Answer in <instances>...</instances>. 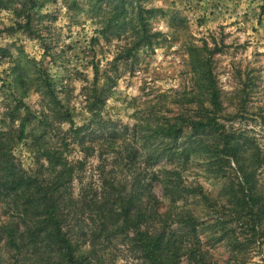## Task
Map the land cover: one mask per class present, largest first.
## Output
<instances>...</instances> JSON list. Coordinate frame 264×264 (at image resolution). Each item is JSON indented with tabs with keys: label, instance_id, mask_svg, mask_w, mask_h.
Here are the masks:
<instances>
[{
	"label": "rangeland",
	"instance_id": "rangeland-1",
	"mask_svg": "<svg viewBox=\"0 0 264 264\" xmlns=\"http://www.w3.org/2000/svg\"><path fill=\"white\" fill-rule=\"evenodd\" d=\"M123 3L125 16L106 29ZM141 8L151 11H142L148 17L151 42L136 47L134 42L143 34L138 17ZM117 22L123 27H117ZM191 47L210 57L223 113L230 118L222 122L245 139L246 162L252 157L260 160L258 186L264 195V0H4L0 3V129L19 127L20 120L12 122L6 114L22 101L27 107L21 106L16 114L22 117L29 111L36 115L26 130L29 135L38 134L42 131L40 113H51V91L77 125L86 123L97 87V94L103 91L105 96L100 114L109 128L122 133L127 126L132 135L141 124L133 141L143 144L141 129L153 113L190 114L198 108L196 100L188 102L198 98L200 76L192 70ZM69 127V122L61 124L63 129ZM31 140L28 137L15 147L26 168L35 166ZM73 156L80 152L74 150ZM209 160L204 153L193 158L184 167L183 178L188 185H202L210 202L191 194L177 202L173 214L186 216L185 210H190L200 221L204 264H264V237H259L264 236V219L256 229L258 234L238 223L228 225L234 229L225 234L216 231L215 218L229 214L230 209L224 189L236 177L228 167L230 173L225 175L217 158L211 166ZM90 163H98V158L91 157ZM174 166L167 159L154 162L148 166V179ZM152 185L154 196L148 205L165 212L170 198L158 181ZM178 228L188 230L182 224ZM235 235L245 244L239 253L230 249L229 241ZM181 261L187 264L186 258Z\"/></svg>",
	"mask_w": 264,
	"mask_h": 264
},
{
	"label": "trees",
	"instance_id": "trees-1",
	"mask_svg": "<svg viewBox=\"0 0 264 264\" xmlns=\"http://www.w3.org/2000/svg\"><path fill=\"white\" fill-rule=\"evenodd\" d=\"M124 4L117 6L106 29L125 16ZM142 11L151 13L141 8L138 17L143 34L134 42L136 47L151 42L146 30L148 17ZM205 55L200 48L189 49L192 70L200 76L198 98L188 102L197 101L198 108L190 114L153 113L141 129L143 144L133 141L141 124L134 127L132 135H128L127 126L122 133L109 128L100 114L105 96L103 91L97 94V87L89 104L91 118L81 125L52 91L51 113H40L42 131L38 134L29 135L26 130L36 115L29 111L22 117L16 114L21 106L27 107L22 101L20 107L7 112L12 122L20 120V125L0 129V264H118L119 260L126 264H181L183 258L187 264H204L200 221L190 210H185L186 216L173 214L177 202L191 194L210 202L202 185H188L183 178L184 167L202 153L211 159L209 166L217 158L222 172L230 173L228 167L236 177L230 188L224 189L230 209L229 214L215 218L216 231L225 234L234 229L228 225L238 223L258 234L256 229L264 219V195L257 176L260 160L252 157L246 162L245 139L222 122L230 118L223 113L221 90L210 57ZM64 122L70 127L61 128ZM28 137H32L29 146L35 154L34 168H26L15 154L18 143ZM74 150L80 156L71 157ZM93 156L98 163L89 164ZM164 159L176 166L152 173L149 180L148 166ZM153 180L170 198L165 212L148 205L154 196ZM181 224L188 230H179ZM229 244L231 252L245 248L236 235Z\"/></svg>",
	"mask_w": 264,
	"mask_h": 264
}]
</instances>
